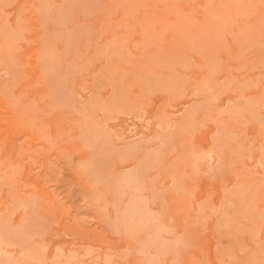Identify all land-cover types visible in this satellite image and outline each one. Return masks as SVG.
<instances>
[{"label":"rangeland","instance_id":"374dc122","mask_svg":"<svg viewBox=\"0 0 264 264\" xmlns=\"http://www.w3.org/2000/svg\"><path fill=\"white\" fill-rule=\"evenodd\" d=\"M0 264H264V0H0Z\"/></svg>","mask_w":264,"mask_h":264}]
</instances>
